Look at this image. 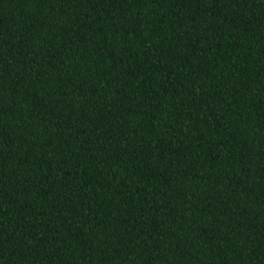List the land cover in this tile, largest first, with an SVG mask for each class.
<instances>
[{
  "label": "trees",
  "instance_id": "trees-1",
  "mask_svg": "<svg viewBox=\"0 0 264 264\" xmlns=\"http://www.w3.org/2000/svg\"><path fill=\"white\" fill-rule=\"evenodd\" d=\"M0 264H264V0H0Z\"/></svg>",
  "mask_w": 264,
  "mask_h": 264
}]
</instances>
